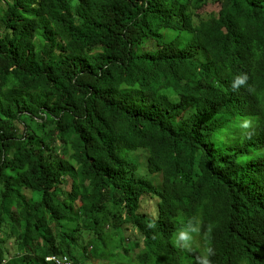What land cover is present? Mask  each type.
<instances>
[{"label": "trees", "instance_id": "1", "mask_svg": "<svg viewBox=\"0 0 264 264\" xmlns=\"http://www.w3.org/2000/svg\"><path fill=\"white\" fill-rule=\"evenodd\" d=\"M96 253L264 264V0H0V264Z\"/></svg>", "mask_w": 264, "mask_h": 264}, {"label": "rangeland", "instance_id": "2", "mask_svg": "<svg viewBox=\"0 0 264 264\" xmlns=\"http://www.w3.org/2000/svg\"><path fill=\"white\" fill-rule=\"evenodd\" d=\"M220 9V6L219 5H212V4H209L205 10L206 11H213V10H218ZM141 158V162H143V158ZM139 172L141 174H148L147 170L145 168H139ZM8 174H11V171H7ZM151 177V176H150ZM155 181V180H154ZM156 182V181H155ZM160 181L157 180V184L159 183ZM161 184V182H160ZM26 193L29 195V196H32V192L30 190H26ZM41 196L40 195H37V199H39ZM154 203V200H152L151 198H147L144 203H143V211L144 212H147V213H151L153 211L152 209V204ZM155 213V210L151 213L154 215ZM130 234L131 232L130 231H127V232H123L120 234V236L118 237L117 241L112 244L110 247H109V251H111L113 254H115L116 252V249L118 248L119 246V243L121 242V244H125L127 243V238L130 237ZM180 238L181 239H184L185 238V235L184 234H181L180 235ZM88 241V240H87ZM181 246H183L182 242H180ZM190 245H193V239L191 241V244ZM86 252L87 254H89V252H92V246L91 245H88L87 249H86ZM102 254H99V253H96L95 256L93 257H89L88 261H82V264H119L116 259L117 258H111L109 255H106L105 257H101Z\"/></svg>", "mask_w": 264, "mask_h": 264}, {"label": "built area", "instance_id": "3", "mask_svg": "<svg viewBox=\"0 0 264 264\" xmlns=\"http://www.w3.org/2000/svg\"><path fill=\"white\" fill-rule=\"evenodd\" d=\"M47 262L51 264H78L71 261L67 256H50L47 258Z\"/></svg>", "mask_w": 264, "mask_h": 264}, {"label": "bare ground", "instance_id": "4", "mask_svg": "<svg viewBox=\"0 0 264 264\" xmlns=\"http://www.w3.org/2000/svg\"><path fill=\"white\" fill-rule=\"evenodd\" d=\"M242 87V86H241ZM233 90V89H232ZM260 92V91H259ZM262 92V91H261ZM232 93V92H231ZM229 96V95H228ZM254 95H252V97H253ZM260 96V95H259ZM228 99V98H227ZM254 101V100H253ZM246 106V105H245ZM230 107V106H229ZM240 108V107H239ZM232 109V108H231ZM260 148V147H259ZM210 233V232H209ZM182 242V241H181ZM216 247V246H215ZM131 252V251H130ZM142 252V251H141ZM175 253V252H174ZM125 254V253H124ZM136 256V255H135ZM70 257V256H69ZM129 257V256H128ZM76 260V259H75ZM188 260V259H187ZM215 260V259H214ZM80 261V260H79ZM78 261V262H79ZM239 261V260H238ZM257 261V260H256ZM260 262V261H259ZM80 263V262H79ZM126 264V263H125Z\"/></svg>", "mask_w": 264, "mask_h": 264}, {"label": "clouds", "instance_id": "5", "mask_svg": "<svg viewBox=\"0 0 264 264\" xmlns=\"http://www.w3.org/2000/svg\"><path fill=\"white\" fill-rule=\"evenodd\" d=\"M52 256H55V255H52ZM50 257V256H49ZM58 257H63V256H58ZM68 257V256H67ZM70 260H71V258L70 257H68ZM71 261H73L74 263H78V262H76V261H74V260H71ZM78 264H80V263H78Z\"/></svg>", "mask_w": 264, "mask_h": 264}]
</instances>
